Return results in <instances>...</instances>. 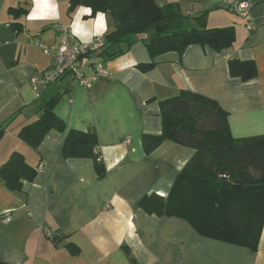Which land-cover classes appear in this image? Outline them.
<instances>
[{
    "label": "crops",
    "instance_id": "crops-1",
    "mask_svg": "<svg viewBox=\"0 0 264 264\" xmlns=\"http://www.w3.org/2000/svg\"><path fill=\"white\" fill-rule=\"evenodd\" d=\"M232 1L155 0L160 6H178L181 27L231 26L234 41L226 49L193 43L181 54L158 55L153 67L142 70L137 64L150 60L145 45L121 43L122 52L114 57L99 51L82 57L83 62H101L108 76L88 86L66 76L35 90L30 77L48 67L52 55L34 39L56 46L58 26L70 30L76 8L69 12L68 0H56L59 19L29 20L32 0H0V166L14 150L32 166L44 164L21 189H9L0 177V264H264V224L257 250L251 252L199 235L181 218L147 214L139 207L145 194L167 195L193 153L172 140L145 152L142 134L161 131L159 100L190 89L219 102L234 137L264 133V0H253L249 20L235 13ZM105 13L109 28L112 19ZM231 58L253 59L256 76H231ZM53 96L65 128L50 129L33 148L19 131L36 120ZM70 129L96 134L102 176L93 158L63 156Z\"/></svg>",
    "mask_w": 264,
    "mask_h": 264
},
{
    "label": "trees",
    "instance_id": "trees-1",
    "mask_svg": "<svg viewBox=\"0 0 264 264\" xmlns=\"http://www.w3.org/2000/svg\"><path fill=\"white\" fill-rule=\"evenodd\" d=\"M90 5L92 14L107 12L113 25L102 36L96 50L114 57L141 41L150 60L137 67L148 70L155 58L166 52L181 54L189 44L207 45L214 50L233 44L231 26L181 27L183 16L176 4L158 5L155 0H68V11L78 5ZM13 12L26 9H10ZM18 23L13 21L11 25ZM86 51L83 56L92 52ZM231 76L248 80L256 76L253 59L228 60ZM57 96L45 101L35 121L23 126L19 135L36 148L50 129L63 130L65 122L54 111ZM161 131L143 133L145 152L165 140L193 148V153L178 171L167 195L145 194L139 207L147 214L174 216L185 220L199 235L247 247L256 252L264 224V133L234 137L229 129L227 111L209 96L181 89L159 100ZM93 131L70 129L63 142L64 157H91L98 176L104 163L95 152ZM37 166L30 165L19 151H12L0 166V177L9 189H21L24 180H32ZM54 240H57L55 238ZM71 253L75 247L67 244Z\"/></svg>",
    "mask_w": 264,
    "mask_h": 264
},
{
    "label": "built area",
    "instance_id": "built-area-1",
    "mask_svg": "<svg viewBox=\"0 0 264 264\" xmlns=\"http://www.w3.org/2000/svg\"><path fill=\"white\" fill-rule=\"evenodd\" d=\"M231 7L238 15L249 20L250 10L253 0H234L230 3ZM246 28L252 30L254 25L251 21H246ZM59 41L54 47L46 46L39 39H34L36 45L46 54L52 55V61L48 67L40 73L30 77V83L35 90L38 85L50 86L59 82L66 76H70L75 82L83 86H88L93 80L101 76H108L109 71L101 62H83L82 53L92 50L96 51L103 45V37H95L91 44L84 45L72 36L71 31L64 25L58 26ZM83 68H89L90 72L86 74ZM44 164L40 162L37 165V173L43 171ZM10 219V215L5 213L3 220ZM49 234V231L46 232Z\"/></svg>",
    "mask_w": 264,
    "mask_h": 264
},
{
    "label": "clouds",
    "instance_id": "clouds-1",
    "mask_svg": "<svg viewBox=\"0 0 264 264\" xmlns=\"http://www.w3.org/2000/svg\"><path fill=\"white\" fill-rule=\"evenodd\" d=\"M33 7L29 12L28 19H59V5L56 0H32ZM93 9L90 5H78L73 13L70 31L80 43L88 45L92 43L94 37H102L108 31V21L106 13L97 10L92 16ZM88 16V20L83 17Z\"/></svg>",
    "mask_w": 264,
    "mask_h": 264
}]
</instances>
